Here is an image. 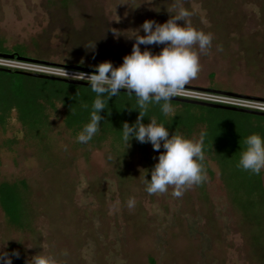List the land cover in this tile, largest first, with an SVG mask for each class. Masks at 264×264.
Wrapping results in <instances>:
<instances>
[{
	"label": "rangeland",
	"instance_id": "374dc122",
	"mask_svg": "<svg viewBox=\"0 0 264 264\" xmlns=\"http://www.w3.org/2000/svg\"><path fill=\"white\" fill-rule=\"evenodd\" d=\"M37 2L36 16L0 33L9 44L24 46H0V53L94 70L104 61L120 65L131 52L134 41L126 37L132 29L145 20L164 23L177 0ZM179 3L192 12L193 28L212 35L206 54L193 46L200 71L188 84L264 98V0ZM145 47L155 54L163 45H141V51ZM65 98L48 93L29 119L15 107L0 110V187L16 196L10 212L0 200V250L12 264H26L37 252L57 264H264V170L253 175L237 167L243 139L264 137V121H235L241 146L234 149L220 134L210 137L215 128L201 112L171 105L165 116L150 104L142 123L155 118L169 135L190 140L202 130L206 135L202 182L186 186L180 197L170 195L172 188L149 195L145 171L159 153L134 138L127 146L120 131L138 112H101L98 132L78 143L90 116L81 123L69 119ZM125 104L118 100L116 107Z\"/></svg>",
	"mask_w": 264,
	"mask_h": 264
},
{
	"label": "clouds",
	"instance_id": "9594fccd",
	"mask_svg": "<svg viewBox=\"0 0 264 264\" xmlns=\"http://www.w3.org/2000/svg\"><path fill=\"white\" fill-rule=\"evenodd\" d=\"M166 11L169 19L164 23L145 20L137 29H132V34L126 37L134 41L131 52L122 57L120 65L100 62L86 75L95 99L89 122L77 134L76 141L87 143L92 139L99 130L101 110H105L108 100L117 96L120 89L126 90L125 93L136 98L134 110L138 115L131 125L122 123L123 141L129 146V141L134 138L139 143L151 144L159 153L151 170L145 171V176L150 175V179H145V191L149 195L163 194L172 188L170 195L180 197L186 186L199 185L204 179L201 162L204 160L202 142L206 133L202 130L197 140H190L175 131L169 135L168 128L157 123L155 118H149L147 124L142 123V119L150 104H159L165 116L173 112L170 101L200 71L199 55L193 46L200 54H206L211 47L212 35L191 26L192 12L180 6L179 0L174 9ZM177 21H183V24ZM141 31L143 35H140ZM153 44L163 47L155 54L148 47L141 51V45ZM87 49L94 50L95 44ZM218 50H221L219 46ZM243 145L237 167L259 175L264 170V137L252 133L243 139ZM132 203L129 201V207ZM12 255L18 256V253L13 251ZM0 264H12L11 257L3 250H0ZM26 264H57V260L52 255L37 252Z\"/></svg>",
	"mask_w": 264,
	"mask_h": 264
},
{
	"label": "trees",
	"instance_id": "16d2710c",
	"mask_svg": "<svg viewBox=\"0 0 264 264\" xmlns=\"http://www.w3.org/2000/svg\"><path fill=\"white\" fill-rule=\"evenodd\" d=\"M27 84L31 86L26 88ZM48 93L64 94L66 97L64 101L67 100V102H65V104L67 103V106L65 107L68 109L69 113H67V115L69 119L77 121L78 123L87 121V117L90 116L92 102L95 99V94L91 92L89 87L31 78L15 72L0 71V110H8L15 107L21 118H32L33 113L38 112V99L48 96ZM84 97L88 101H84ZM118 100L126 101V104L121 109L116 107ZM135 103L136 98L134 96L120 92L117 96L108 100L105 110H101V112H106L108 115L117 113L134 115L136 114V110H134L136 106ZM161 103H163V101H161ZM170 103L171 105H179L185 109H195L201 112L203 114V120L208 121L209 124L212 125V128H215L212 129L210 137L213 138L215 135L220 134V138L223 141H227L230 148H233V145H235L234 149H236V146H241V142L237 140L239 130L235 121L243 120L245 118L264 121V117L260 116L227 110L211 109L177 102ZM152 105L160 107L159 104ZM223 123H228L231 129L225 127ZM232 126L235 128L234 130H232ZM15 197L16 196L10 187L7 185H2L0 187V200L2 206L9 212L13 210V207L16 204Z\"/></svg>",
	"mask_w": 264,
	"mask_h": 264
},
{
	"label": "built area",
	"instance_id": "2783aa9c",
	"mask_svg": "<svg viewBox=\"0 0 264 264\" xmlns=\"http://www.w3.org/2000/svg\"><path fill=\"white\" fill-rule=\"evenodd\" d=\"M0 54L12 56L11 58L0 56V69L15 73L35 74L45 77L87 83L86 75L93 71L92 69L80 66L78 67L83 69H76L72 67V65L57 64L29 57H22L14 53ZM221 92L227 91L186 84L183 91L173 99L264 113V99L262 98L242 95L235 92H229L231 94Z\"/></svg>",
	"mask_w": 264,
	"mask_h": 264
},
{
	"label": "flooded vegetation",
	"instance_id": "af4514ba",
	"mask_svg": "<svg viewBox=\"0 0 264 264\" xmlns=\"http://www.w3.org/2000/svg\"><path fill=\"white\" fill-rule=\"evenodd\" d=\"M37 6V0H0V33H5L6 29L16 27L20 23L18 19L26 20L29 16H36ZM12 15L15 17L11 18L10 16ZM23 24L24 23L21 22V25L17 27L21 28ZM0 46L24 45L20 43L9 44L6 38L0 36Z\"/></svg>",
	"mask_w": 264,
	"mask_h": 264
},
{
	"label": "water",
	"instance_id": "95a60500",
	"mask_svg": "<svg viewBox=\"0 0 264 264\" xmlns=\"http://www.w3.org/2000/svg\"><path fill=\"white\" fill-rule=\"evenodd\" d=\"M0 56L9 57V58L12 57L11 55H3V54H0ZM72 67H74L76 69H83V68H80L78 66H72ZM0 71L10 72L8 70H2V69H0ZM18 74L23 75V76H27V77H31V78H36V79H45V80L57 81V82L65 83V84H71V85L88 87V83H82V82H77V81H72V80L45 77V76H40V75H35V74H25V73H18ZM119 92L125 93V90H121L120 89ZM221 93L231 94L229 92H221ZM170 102L190 104V105H195V106H200V107H207V108H211V109L227 110V111H232V112H238V113H244V114L264 117V113H259V112H254V111H247V110H241V109H235V108H229V107H222V106H217V105H212V104H205V103L191 102V101H185V100H178V99H173V98H172V100Z\"/></svg>",
	"mask_w": 264,
	"mask_h": 264
},
{
	"label": "crops",
	"instance_id": "0c3cea01",
	"mask_svg": "<svg viewBox=\"0 0 264 264\" xmlns=\"http://www.w3.org/2000/svg\"><path fill=\"white\" fill-rule=\"evenodd\" d=\"M192 85V84H191ZM194 86H198V87H203V88H213V89H216V90H220V91H227V92H232V91H230V90H228V89H224V88H215V87H212V86H206V85H194Z\"/></svg>",
	"mask_w": 264,
	"mask_h": 264
}]
</instances>
